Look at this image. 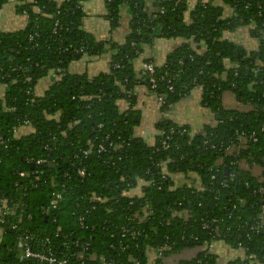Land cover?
Listing matches in <instances>:
<instances>
[{
	"label": "trees",
	"instance_id": "obj_1",
	"mask_svg": "<svg viewBox=\"0 0 264 264\" xmlns=\"http://www.w3.org/2000/svg\"><path fill=\"white\" fill-rule=\"evenodd\" d=\"M84 1L23 3L18 11L26 15L24 27L0 32V200L11 209L0 223V264H19L18 238L25 235L33 238L34 250L58 253L69 264L78 263L62 243L72 238L89 243L106 264H148L151 254L152 264H165V258L186 249L197 253L174 264H219L209 249L214 242L243 253V259L224 264H264V0H226L232 10L227 18L212 0H197L190 11L189 0H105L111 30L118 26L121 6L131 11L130 32L117 46L82 30ZM4 3L0 0V8ZM55 20L64 29L53 34ZM238 27L249 28L256 50L245 51L223 37ZM156 38L184 41L155 66L154 95L164 97L162 109L198 89L201 105L219 119L197 135L187 126L162 122L158 129L165 134L149 146L133 136L132 115L120 112L116 102L133 103L128 92L135 82L150 92L132 62ZM70 46L83 47L84 53L77 56ZM105 48L118 69L93 80L68 72L71 61L97 57ZM52 72L56 78L43 96L26 95ZM26 77L31 83L23 82ZM225 93L234 96L236 109L224 108ZM24 120L33 131L16 137ZM99 145L105 150L98 152ZM37 160L44 162L36 165ZM175 174L187 183L175 187ZM138 185L141 198L127 197ZM52 192H61L62 199L45 216L41 208ZM91 194L105 202L89 203ZM145 205L146 218L132 226L140 235L121 237L128 217ZM80 217L90 229H81ZM46 238L48 244L42 242Z\"/></svg>",
	"mask_w": 264,
	"mask_h": 264
},
{
	"label": "crops",
	"instance_id": "obj_2",
	"mask_svg": "<svg viewBox=\"0 0 264 264\" xmlns=\"http://www.w3.org/2000/svg\"><path fill=\"white\" fill-rule=\"evenodd\" d=\"M55 1L60 3L63 0ZM196 1L189 0L188 11L191 10ZM31 2L32 0H5V3L0 8V32H14L22 29L25 25V17L19 13L18 8L23 3ZM212 2L221 8L223 17L227 18L231 15L232 10L226 0H212ZM146 7L151 10L152 5L150 2L147 3ZM82 10L81 28L87 35L99 42L110 41L111 44L116 46L125 43L130 32L129 24L131 20V11L126 5L120 7L118 26L112 30L107 20L109 10L105 0H85L82 4ZM223 37L245 51H254L258 47L257 41L250 36L248 27H238L234 31L225 32ZM183 42L181 39L156 38L151 44L143 46L141 54L132 62L136 76L142 70L145 60H150L154 66L161 67L166 60V56ZM111 55L112 52L106 48L97 57L84 55L80 59L71 61L67 70L70 74L85 75L89 80H93L100 75L110 73ZM51 81H53L52 77L50 79L45 77L39 81L36 86L38 96H43L50 87ZM117 85L120 86L118 83ZM128 94H131L134 98L132 105L129 106L127 99L123 98L116 102L117 108L120 112L129 111L131 113L134 122L132 127L133 136L141 138L149 146H152L159 136L158 125L162 122H172L179 126H187L191 135H197L202 132L204 127L215 126L217 119H219V117L217 118L201 105V91L198 89H195L188 97L165 110L162 109L155 96L141 82H135ZM222 104L225 109H236L238 107L231 93L223 94ZM30 133H32V129L23 126L16 129L15 136L21 137ZM252 173L258 177L260 176V169L253 168ZM171 178L175 187H180L187 183L182 174L171 175ZM130 193L133 196H140L141 185L135 187ZM211 251L218 255L219 264L243 257L241 251H233L222 243H215ZM195 254L196 251L192 250L188 253L185 252L183 255L186 259V255L188 257ZM182 257L177 256L178 259H182ZM165 263L167 264L168 261Z\"/></svg>",
	"mask_w": 264,
	"mask_h": 264
},
{
	"label": "built area",
	"instance_id": "obj_3",
	"mask_svg": "<svg viewBox=\"0 0 264 264\" xmlns=\"http://www.w3.org/2000/svg\"><path fill=\"white\" fill-rule=\"evenodd\" d=\"M108 2H110L111 0H107ZM22 15L26 18L25 13L23 12ZM63 26L62 24L59 23L58 20H55L54 24H53V29H52V33L55 34L58 31L63 30ZM67 30V28H66ZM33 37H29V41H32ZM70 49L72 50L73 54L75 55H80L84 53V48L83 47H75V46H70ZM120 66L118 63H113L111 65L112 69H118ZM16 68L12 69L13 71H16ZM139 77L138 79L142 82H146L147 85H149V90L150 93L152 95H154V91L157 88V77L155 75V66L152 62L149 63H145L143 65L142 70L139 72ZM51 77L53 79L56 78V75L54 74V72L51 73ZM31 78L30 77H26L23 82L26 84L31 83ZM168 90H172L171 86H168ZM26 95L28 97H38L37 93H36V88L33 89H28L26 90ZM155 96V95H154ZM155 98L157 99L159 104H164V97L162 96H155ZM129 106H131L132 104H130L128 102ZM29 127L32 129V124H30L29 121H22V123L19 124V127ZM33 131V129H32ZM173 133L172 130H170L169 135H171ZM162 134L164 135L165 133L163 131H159V135ZM170 136H166L165 140H169ZM4 140L2 138H0V144L3 145ZM162 147L164 149H167L168 146L166 144L165 141H162ZM105 150V147L103 145H99L98 146V152H102ZM30 162H32V160H28ZM44 162V160H37L35 161L36 165H40ZM33 163V162H32ZM160 168H161V172L163 177L165 178L168 175L167 169H166V162H162L159 164ZM77 175L80 178H83L85 176V172L83 169H78L77 170ZM19 176L23 177L24 173L20 172ZM65 189L62 187L61 188V192H63ZM133 190V189H132ZM130 190L127 193V197L129 198H141L142 194L140 196H133L131 195V191ZM61 192H52L51 193V199L48 203L47 207H42L41 208V212L43 215L45 216H49L51 215V213L55 210L58 209V205L60 200L62 199V195ZM88 201L91 204H95L96 203H103L105 202V200L101 199L100 197L91 194L88 197ZM93 208H95V206H93ZM10 208L7 205L6 200H0V223L3 222V216L8 214L10 212ZM147 211H148V206L145 205L144 207H142L141 211H137L135 213H133L131 215V217L127 219L126 222V226H122L120 228V232H121V237H128L130 239H134L136 236L140 235L141 231H138L136 229H134L132 226L135 223H141L144 221V219L146 218L147 215ZM177 215H180V213H178ZM260 220L262 221L261 225H264V206L262 207V211H261V215H260ZM79 224L81 225V229L82 230H88L90 229L89 226H84V219L82 217H80L79 219ZM205 227H207L205 225ZM12 229H15V226H12ZM91 230H93V226H91ZM19 241V245L21 247V253L18 257V263L19 264H69V259L68 258H59L58 257V253L57 255L55 253H52L50 251H41L39 250V248H37L36 250H34L32 248V242H33V238L30 235H25L22 237L18 238ZM45 244H48L50 242L49 238L44 239V241H42ZM216 242L212 243L209 245V249L212 250L213 245ZM62 247L65 248L68 252H69V257L73 258L75 261H77L78 264H106V260L103 256H97L95 253L90 251L89 248V243L82 241L80 238H72L70 241L65 240L62 243ZM73 249V251L71 250ZM71 250V251H70ZM196 251L197 253V249H186L183 250L182 252L178 253V254H172L169 257L164 259V263L168 260V261H172L171 263H167V264H174L175 262L179 261V260H190L192 259L195 255L193 256H188L186 255V259L184 257V253H188L190 251ZM177 256L182 257V259H178ZM153 255L151 254L149 256L148 259V264H152L153 263ZM178 259V260H177ZM243 259V257H242ZM166 264V263H165Z\"/></svg>",
	"mask_w": 264,
	"mask_h": 264
},
{
	"label": "rangeland",
	"instance_id": "obj_4",
	"mask_svg": "<svg viewBox=\"0 0 264 264\" xmlns=\"http://www.w3.org/2000/svg\"><path fill=\"white\" fill-rule=\"evenodd\" d=\"M168 261V260H167ZM172 261H168V263H171Z\"/></svg>",
	"mask_w": 264,
	"mask_h": 264
}]
</instances>
